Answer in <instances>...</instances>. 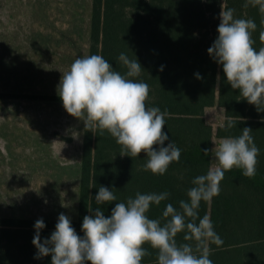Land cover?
<instances>
[{"label":"trees","instance_id":"16d2710c","mask_svg":"<svg viewBox=\"0 0 264 264\" xmlns=\"http://www.w3.org/2000/svg\"><path fill=\"white\" fill-rule=\"evenodd\" d=\"M222 4L235 9L237 18L254 20V47H264L259 38L264 31V14L258 6L245 7L246 0H90L87 56H103L122 75L127 68L119 55L123 52L129 59L137 58L142 72L132 79L150 86L149 106L167 112L164 131L181 149L179 162H173L164 175H155L144 169V153L122 156L121 146L107 131L101 135L99 130L93 133L84 126L75 196L65 195L63 204L62 197L60 208L53 212L0 215V264H51L50 255L35 258L37 249L32 240L38 219L46 225L40 232L41 242L50 238L61 213L71 218L77 234L83 236L84 216L98 207L109 216L116 202L135 198L137 192L170 193L148 213L149 218L163 223L166 205L171 203L179 209V202L188 199L192 180L206 174L215 163L212 154L205 156L201 149H212L222 138L241 135L244 127L252 128L260 149L255 177L246 178L237 168L225 172L220 194L210 202L202 201L198 211L201 218L210 216L223 241L220 246L210 245L213 264H264V111H257L239 90L231 88L222 66L208 53L218 37ZM23 94L19 89L0 91V99L61 100L58 93ZM217 107L222 120L214 125L208 112ZM228 119L235 122L231 129L221 126ZM100 186L112 190L117 201L97 204ZM183 236L178 234L177 242L190 243ZM144 247L151 255L142 264H157V251L147 244Z\"/></svg>","mask_w":264,"mask_h":264},{"label":"clouds","instance_id":"9594fccd","mask_svg":"<svg viewBox=\"0 0 264 264\" xmlns=\"http://www.w3.org/2000/svg\"><path fill=\"white\" fill-rule=\"evenodd\" d=\"M264 14V0H246ZM218 37L208 49L213 60L222 66L227 83L257 111H264V47H254L253 32L257 25L252 19L237 18L235 9L221 5ZM264 25V19L261 20ZM264 42V31L260 32ZM127 68L126 74L113 69L101 55L76 58L68 71L62 73L58 95L66 112L84 121L85 127L101 135L107 131L121 146V155L137 157L144 153L146 171L164 175L173 162H179L181 149L164 131L166 111L149 106L150 86L132 79L139 77L142 66L125 53L118 57ZM160 67V71H163ZM197 78H201L196 74ZM222 127L235 126L228 119ZM252 128L244 127L242 134L225 137L212 149H201L205 156L212 154L213 163L206 174L192 180L187 200L179 202V209L171 203L163 211L164 222L151 219L153 205L166 201L170 193L137 192L135 198L116 202L109 216L100 208L83 218L77 234L71 218L61 213L50 238L41 242L40 232L46 227L43 219L35 224L32 240L37 249L36 259L51 256V264H142L151 253L145 244L157 251V264H213L211 244L222 245L208 214L199 216L201 202H210L220 194L225 172L242 169L246 178H254L259 163L260 149L254 142ZM168 141L165 146V142ZM117 201L108 187L100 186L95 202L106 204ZM91 211V210H90ZM184 233L178 243L177 235Z\"/></svg>","mask_w":264,"mask_h":264},{"label":"rangeland","instance_id":"374dc122","mask_svg":"<svg viewBox=\"0 0 264 264\" xmlns=\"http://www.w3.org/2000/svg\"><path fill=\"white\" fill-rule=\"evenodd\" d=\"M90 0H0V91L58 93L87 56ZM215 124L217 107L208 112ZM83 120L62 100L0 99V215L45 214L75 196Z\"/></svg>","mask_w":264,"mask_h":264}]
</instances>
